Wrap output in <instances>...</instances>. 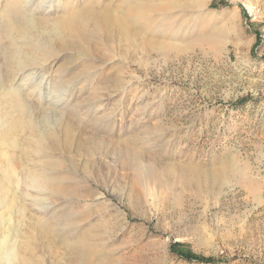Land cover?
<instances>
[{
  "label": "rangeland",
  "instance_id": "rangeland-1",
  "mask_svg": "<svg viewBox=\"0 0 264 264\" xmlns=\"http://www.w3.org/2000/svg\"><path fill=\"white\" fill-rule=\"evenodd\" d=\"M30 1L0 0V5L11 15L14 3ZM127 1L134 0H100L98 4L95 0L65 4L33 0L27 9L52 21L68 6L115 4L121 10ZM161 1L175 6L160 14V32L135 27L125 31L117 26L105 35L90 27L87 52L74 47L82 35L67 30L54 36L39 29L11 42L31 57L36 52L28 47L41 43L55 52L48 62L38 61L19 71L11 82L20 96L31 94L28 114L47 135V149L38 148L35 141L40 131L27 127L31 118L8 94L5 75L11 54L0 55V177L10 182L15 207L9 205L10 194L0 196V238L14 223L23 239L35 242L42 264L78 263L62 244L46 237L52 226L48 224L58 221L56 217L65 209L62 199L46 198L50 206L39 213L32 198L43 196L29 195L32 190L19 181L25 170L50 171L47 161L51 158L58 162L53 169L61 172L63 184L70 172L81 179L101 168L108 183L73 184L70 189L81 195L104 192L125 212L128 226L139 224L155 235L156 243L149 245L150 238L141 236L136 227L140 238L131 235L135 228L112 232V225L98 224L94 231H110L105 254L112 264H264V0ZM154 41L172 42L177 48L153 49L149 43ZM33 102L40 108L33 110ZM44 112L49 117L44 119ZM68 113L73 114L71 121ZM125 150L141 152L145 169L154 174L166 170L177 174L189 163L210 170L230 160L247 173L232 175L223 186L183 185L174 179L170 186L162 178L171 190L166 203L156 209L151 199L137 197L136 191L142 190L139 183L135 185L140 171L125 164ZM10 163L15 170L5 173ZM54 187L51 190L58 185ZM108 191L122 196V201ZM94 201L86 196L71 206L72 213L81 211L79 233L90 223H99L92 215L100 213ZM16 206L25 212L18 214ZM176 243L218 261H188L172 250Z\"/></svg>",
  "mask_w": 264,
  "mask_h": 264
},
{
  "label": "bare ground",
  "instance_id": "bare-ground-1",
  "mask_svg": "<svg viewBox=\"0 0 264 264\" xmlns=\"http://www.w3.org/2000/svg\"><path fill=\"white\" fill-rule=\"evenodd\" d=\"M70 1L71 0H63V1L59 0V3L65 4V3H69ZM99 1L100 0H95L94 4H98ZM32 2L33 0L27 3L21 2L22 4L14 3L13 4L14 9L11 15H6L5 14L7 10L5 8L6 6L0 5V15H1L0 16V55L2 57H6L7 54H11V60L8 63L9 64L8 74L5 75L6 76L5 81H7V86H8L7 88L10 90L8 94L11 95V97L16 101L17 105L21 108V112H23V114L26 117L29 116L28 118H31L28 121H26V124H28L27 127L31 129V131L33 132L40 131V129L37 124L38 122L36 123L35 120H32V117L30 116V114H28L30 111V108L27 104L28 103L27 101H29L28 97L31 94H28L26 97L20 96V94L18 93L20 91H17L15 88H13L11 82L14 81V77L17 75L19 71H23V69H25L29 65L36 64V62L38 61H41V63L48 62L49 58L55 52L49 46L47 45H46L47 47L43 46V44L41 43V44H38L37 46L28 47L33 52H36V54L31 53L32 55H34V57H31L30 54L26 51V49H23V47L21 46L19 47L18 43H17L18 47H16L17 45L12 47L11 42L16 41V38H18L20 35L24 37L33 35L36 33L35 31L39 29H42L44 31L48 30L54 36L63 30H67L68 32H72V34L74 35H78V36L82 35V40L78 44H74L75 46L73 44L72 45L75 47V49L77 48L80 51L87 52L91 46L90 42L87 39L88 32H90L89 31L90 27H93L95 31L102 32L105 35L106 33L108 34L112 30L113 27H117V26L120 28H123V30L125 31H129L128 29H130V27H132L131 30L133 31V27H135V29L141 28V30H151L152 29L151 30L152 33L160 32V26H161L159 24L160 14L163 12L166 13L169 7L175 6L172 1L165 2L161 0L160 1L134 0L131 3L127 1L125 3L126 5L124 9H121V10L118 7V5H115V4L111 6L107 5L108 7L104 5L105 7L103 6L102 8H97L96 5L92 7H89L88 5L84 7H79V6L69 7L68 6V8L63 10V14L57 15L58 17H56V19L50 21V20H42L38 16L34 15L35 14L34 11L32 12L30 9H27V6ZM165 24L169 25V28L173 30V32L175 33L178 32V29H176L175 26L172 25L170 22L168 24L167 23ZM149 44L148 45L151 46L152 48L156 47L159 50L165 49V48H177L176 44L172 42L154 41V42H150ZM44 67H46V65ZM31 85L38 87V84L33 83ZM46 87L48 86L45 85V88ZM54 89L59 90L60 88L57 86H54ZM40 106L41 105L38 102H33V104L30 105V107L33 110L40 108ZM72 113L74 114V112ZM44 114H45L44 119L45 117H49V115L46 112H44ZM68 114L69 115L66 118L68 121H71V118H73V114H70V113ZM102 126L103 125L99 127H102ZM46 136L47 135L44 134V132L41 133L40 131V134H38L36 137L37 139L35 142L38 148H40V150L47 149L46 140L48 137ZM57 145H58V142L54 140L53 146L56 147ZM132 150H125L123 154V158L125 160L126 165L130 164L132 165L133 168L135 167L137 170L140 171V173L138 174V179L135 178L137 179V182L135 183V185L139 183L142 190H140L141 189L140 188L139 189L140 191H136V195L138 198H141V196L142 197L145 196L151 199L156 209H160V207L166 203L167 197L169 195L168 190H171L170 187L166 188L165 185L162 184L163 180H165V179L162 180V178L168 179L170 186L171 184H173L171 181L172 179H174V182H179L183 185L195 184L201 187V185L203 184H214V185L219 184L223 186L229 181V178L231 179L232 175L233 176H244L247 173V171L245 172V169L243 170L242 168L237 166L234 161L230 160V161L222 162L220 165L214 166L210 170H205V169L203 170L200 167H198L197 164L189 163L182 170V172L177 173V174H174L172 172L170 173L169 170H166V172L154 174L152 171H150L151 169L149 170L148 167H147L148 169L147 168L145 169L143 165V161H142V154H140L141 152L137 150L134 152H129ZM47 165L50 166V171H46V172L45 171L38 172V171H31V170L22 171L23 174L20 173L22 175H20L21 178L19 181L23 180L22 182H25V185L30 188L29 190H32V192H30L29 195L32 196L34 194H37V195L43 196L41 198L39 197L32 198L33 199L32 202L34 203V205L38 207V208L36 207L37 208L36 210L39 213H42L41 209H47L50 206L46 204L45 202L46 198L58 196L60 199H62L65 209L62 211V215H59V218L56 217L57 218L56 220L58 221H52L51 223L48 224V226L49 225H52V226H49L47 228L46 230L47 232L45 231L46 237H47V240H50V241L57 240V242L62 244L66 252H69L71 256L76 260L74 262H78L76 264H112V262L109 261V258H107L105 254V251L109 249L108 242L110 241L109 239L111 237L108 235V232L110 231L112 232L119 231V230L124 231V228L128 229L129 227H132L133 229L136 227L138 228V232H140L141 236H146L150 238L149 240L147 239L149 241L148 242L149 245L150 243L151 244L156 243V239L152 238L155 235L153 233L150 235L149 231L146 229L147 227L144 229L139 224L138 225L131 224L128 226V223L130 222L128 221L126 217L125 212L121 209V207L118 204H115L113 202L111 197H107L104 192L90 191L89 192V194L91 195L90 196L88 195V193L86 195L75 194L74 191H72L73 189H70L71 185L73 184L90 185L94 182H96L97 184L108 183L109 182V180L107 179L108 177L104 175L102 170H100L101 168L96 169V170L93 169L89 173H86L84 177H81V179H78L77 176L74 175V173L71 174L70 172L68 176L69 181L67 182V184H63V177H61L60 175L61 172L57 174L54 171L55 169H53V168H57L58 166L57 160L51 158L50 160L47 161ZM10 170L12 171L15 170V166H13V164L11 163L9 164L8 168H4V172L7 171L5 173L9 172L10 174ZM142 172H144V174ZM145 176H146V179H145ZM0 178H1L0 196H2L3 194L5 195L10 194L11 198L9 199L10 201L8 200V202H10L9 205L13 209L15 208L14 207V192L12 191L10 187L11 184L8 181L6 182V180H4L2 177ZM56 184L58 185V187L55 190L53 189L54 191L51 190L52 187L56 186ZM50 190H51V193L48 194ZM108 192L110 195L118 196L117 194H114L112 191H108ZM86 196H88L89 198L93 197L96 201V202L94 201L95 202L94 205L97 208H99L100 213H97L98 211L97 212L92 211L93 212L92 215H94V219L99 223H95V224L90 223L88 227L85 229V231L86 230L88 231L86 232L83 231V233L82 232L79 233L77 230H78L79 220L81 218V216L79 217V213L81 211L79 210V213L77 212L72 213L71 206L76 202H80V200L82 201L83 199H85ZM118 197L120 201H122V198H121L122 196H118ZM10 207L9 208L6 207V209L9 210V212L11 210ZM17 212L18 214H22L25 211L24 210L22 211V208L18 206ZM12 213L14 215V212ZM17 218H20V216L19 217L17 216ZM6 223H7V220H6ZM98 224L100 225L103 224V226H106V225H112V226H110L111 227V229H109L110 231L108 232L103 231L102 233L100 232L98 233L97 231H94L96 229V226H98ZM13 227H14V223H13ZM1 228H3V226ZM136 228L134 232H132L133 234L131 233V235L139 234ZM12 229H10L8 233H6V230H5V233L1 235L0 263H3V264H8V263L10 264H42V258L40 255H38L39 249L35 247V242L31 241V242H34L33 243L34 245H32L30 241L23 239L24 237L21 236L20 232L19 231L17 232L18 229L16 228L13 230ZM105 233L108 236H106ZM141 236L138 235L139 238ZM37 242L38 240L36 241V243ZM36 258H40V259L36 260Z\"/></svg>",
  "mask_w": 264,
  "mask_h": 264
},
{
  "label": "trees",
  "instance_id": "trees-1",
  "mask_svg": "<svg viewBox=\"0 0 264 264\" xmlns=\"http://www.w3.org/2000/svg\"><path fill=\"white\" fill-rule=\"evenodd\" d=\"M172 250L181 256L182 258L188 260V261H193L197 260L199 262H207V263H216L218 261V258L216 257H205L202 255L195 254L189 250H185L182 247V244L176 243L172 246Z\"/></svg>",
  "mask_w": 264,
  "mask_h": 264
}]
</instances>
